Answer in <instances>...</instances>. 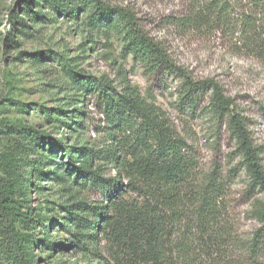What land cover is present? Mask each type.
Instances as JSON below:
<instances>
[{
	"label": "rangeland",
	"instance_id": "1",
	"mask_svg": "<svg viewBox=\"0 0 264 264\" xmlns=\"http://www.w3.org/2000/svg\"><path fill=\"white\" fill-rule=\"evenodd\" d=\"M30 1L0 0V119L26 128L0 126V176L9 188L10 211L30 218L19 217L16 225L30 262L102 264L110 249L103 236L87 249H78L62 223L73 204L102 201L95 189L71 184L64 171L66 162L80 160V151L90 149L100 156V173L116 175L114 163L101 157L111 147V130L83 87L88 76L103 78L117 91L132 92L168 120L196 157L189 186L203 185L216 168L221 177V222L234 236H251L258 223L245 193L248 176L233 169L238 161L235 144L210 112L209 93L193 111L179 108L175 79L163 86L147 76L124 49L122 24L94 25L90 0H74L77 9L66 16L46 0H33L36 3L25 12ZM102 1L133 15L192 77L220 84L233 108L248 118L264 162V62L248 44L252 30L264 27V7L253 0H218L207 12L206 1L198 0ZM13 11L30 30L10 24ZM39 13L43 17L37 18ZM187 16L200 17L205 25L191 29L181 23ZM1 223L0 216V228ZM10 255V241L2 236L0 262H9Z\"/></svg>",
	"mask_w": 264,
	"mask_h": 264
},
{
	"label": "trees",
	"instance_id": "2",
	"mask_svg": "<svg viewBox=\"0 0 264 264\" xmlns=\"http://www.w3.org/2000/svg\"><path fill=\"white\" fill-rule=\"evenodd\" d=\"M51 1L46 0L63 16L77 9L74 0ZM198 1H206L203 9L207 12L218 3ZM253 1L264 7V0ZM90 2L94 25L122 24L124 49L147 76L163 86L170 78L175 79L179 108L193 111L205 92L209 93L210 112L224 124L235 144L238 161L233 169L243 170L248 176L245 193L258 226L247 238L234 236L220 220L221 177L216 168L203 185L190 187L196 157L175 127L132 92L117 91L103 78L88 76L83 87L100 107L111 130V147L101 157L114 163L116 175L104 177L97 164L100 156L90 149L80 151V160L65 163L66 177L73 186L95 189L102 197L99 203L80 201L66 211L62 223L71 231L75 247L85 250L103 236L110 249L102 264H264V162L248 118L233 108L232 99L220 84L192 77L184 65L171 57L164 43L150 36L125 9L108 6L102 0ZM35 3L31 0L25 12ZM36 17L43 16L39 13ZM15 23L22 31L31 28L13 11L10 24ZM181 23L191 29L205 25L197 16H187ZM250 37L249 48L264 62V27L260 31L255 27ZM261 115L264 118V107ZM0 126L26 129L3 119ZM66 155L70 159L71 151ZM8 189L0 176V237L8 238L12 254L9 262L0 264H32L16 230L22 220L19 217L30 218L10 211Z\"/></svg>",
	"mask_w": 264,
	"mask_h": 264
}]
</instances>
